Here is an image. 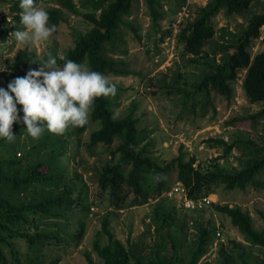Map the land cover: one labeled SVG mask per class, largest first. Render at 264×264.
Returning a JSON list of instances; mask_svg holds the SVG:
<instances>
[{
  "label": "rangeland",
  "instance_id": "obj_1",
  "mask_svg": "<svg viewBox=\"0 0 264 264\" xmlns=\"http://www.w3.org/2000/svg\"><path fill=\"white\" fill-rule=\"evenodd\" d=\"M157 1L161 14L158 28L152 26L143 0H133L131 13L124 20L134 30L127 25L120 26L118 30L120 45L114 57L126 60L131 73L125 76L105 75L117 87L116 95L109 97L115 117L131 114L137 120L139 136L143 137L140 146L145 144L149 155L160 164L182 151L184 160L193 156V166H199L202 171L214 167L223 171L238 170L255 156L248 141L264 145V114L254 122L232 125L228 120L259 111L264 108V102L250 103L247 100L242 86L244 70L239 71L237 79L231 83L233 90L229 101L213 90L209 97L204 92L194 93V86L206 68L190 61L191 55L184 52L177 34L184 22L191 20L196 9L208 0ZM56 2L40 0L38 4L60 12L62 20L57 32L48 41L22 45L10 36L16 29L23 30V25L12 18L11 11V6L14 3L19 5L20 0H0V87L7 90L9 82L24 76L9 69L17 49H29L34 53V59L39 61L46 60L49 53L54 57L64 56L73 46L76 33H84L90 28L91 24L82 17L87 9L79 8V12L73 14ZM74 2L78 6L80 0ZM261 12H264V0L252 2L242 15L226 16L220 11L212 18L215 34L204 50L232 43L233 34H239L246 27L248 18ZM229 50L233 49L230 47ZM249 50L251 55L264 50V25ZM221 56L222 52L217 51L210 58L215 57L219 62ZM174 82L188 92L186 101L182 94L166 92ZM207 98L210 104L203 107ZM17 108L21 117L19 128L14 132V142L5 140L0 145V172L22 178L42 160L44 165L40 169L45 170L50 164L53 174L60 175L59 183L30 182L26 189L18 194L15 192L16 200L35 203L45 196L65 193L71 203L64 202L54 207L50 214L37 215L32 226L35 230L44 231L46 238L38 243L36 249L29 247L24 239L15 238L16 253H10L9 248L3 245L7 261L0 260V264H87L86 254L100 264L92 244L95 239L101 245L107 244L105 235H97L104 218L108 219L113 236L124 246L144 259H154L160 240V232L151 219L156 205L176 212L177 223L182 230L178 234L172 227L170 231L176 236L177 253L184 259L195 246L202 226L210 228L211 235L197 264H226L221 248L230 254L229 264H242V249L250 263L264 258V247L246 242L228 217L212 204L241 207L251 215L253 227L261 229L264 227V170L255 178V182H262L260 186L251 183L244 190H229L213 182L193 197L194 205L189 207L185 205L183 192L177 188L182 184L177 180V168L174 167L162 193L146 192L143 199L134 202L133 193L123 184L117 193L119 197L124 196L120 200L98 185L99 174L118 156L113 154L117 140L110 145L89 144V134L99 127L98 122L89 120L86 130L79 134L75 127H69L63 135H55L45 129L38 139H33L22 121V105L18 104ZM209 139H223L227 143L236 142V145L224 156L223 146ZM32 216L29 214V218ZM165 232L166 229L162 230L161 235L164 236ZM232 241L240 242L242 249ZM170 251L167 246L163 253L169 255Z\"/></svg>",
  "mask_w": 264,
  "mask_h": 264
},
{
  "label": "trees",
  "instance_id": "obj_2",
  "mask_svg": "<svg viewBox=\"0 0 264 264\" xmlns=\"http://www.w3.org/2000/svg\"><path fill=\"white\" fill-rule=\"evenodd\" d=\"M39 1L36 0V3L38 4ZM56 1L60 7L73 14H77L79 8L87 9L82 17L91 24L86 32L76 33L73 46L64 55L66 59L85 64L91 70L99 71L104 75L125 76L131 73L128 62L123 58H115L114 55L120 45L118 34L120 26L127 25L130 30H134L132 25L127 24L124 20L131 13L133 0H80L78 6L74 0ZM254 1L208 0L203 6L196 9L191 20L184 22L180 27L177 38L178 42L182 44L184 52L191 55V62L200 63L206 68L194 86V93L204 92L209 97L213 90L229 101L233 90L231 83L237 79L239 71L244 70L242 86L247 100L250 103L264 102V50L254 55H251L249 50L253 42L259 37L260 28L264 25V12L249 17L246 27L239 34H233L235 38L232 43L221 44L207 51L204 50V46L215 34L212 18L217 13L223 11L226 16L242 15ZM143 2L148 10L152 26L158 28V21L161 17L157 9L158 1L143 0ZM45 9L49 13V25H56V33L62 16L54 8ZM11 11L14 21L20 24L19 5L14 3L11 6ZM230 47L233 49L232 51L229 50ZM217 51L222 52L219 62L215 60V57L210 58V55L214 56ZM56 58L57 63L63 65L64 61L60 60L59 56ZM198 58L204 60L200 61ZM40 63L41 61L34 59L32 51L27 48H19L15 52L9 69L14 74L25 75L29 69H37ZM178 75L180 78V74ZM173 85L166 92L175 91L182 94L184 101H186L188 92L176 82ZM205 103H203V107L209 105L210 100L207 98ZM263 114L264 108L245 116L232 117L228 123L234 125L244 121L254 122ZM89 120L99 123V127L93 129L89 134L88 142L90 145L98 143L110 145L114 140H117L113 154H118V156L114 163L105 166L98 176L99 187L102 190H108L114 198L124 199V196L119 197L117 195L123 184L133 193L134 202L143 199L146 192L162 193L167 188V177L174 167L177 168V180L181 182L188 197L192 198L213 182L220 183L229 190H244L251 183H257L258 186L262 184L261 181L255 182V178L264 170V145L258 146L253 141H248L255 156L251 157L245 166L238 170L223 171L214 167L202 171L199 166H193L195 162L193 156L184 160L185 153L182 151L175 158L163 164L158 163L149 155L145 144L140 146L143 137L139 136L137 120L131 114L116 118L109 97H101L95 100ZM87 126L88 124L83 127H75V131L78 134L82 133ZM18 128V122H14L13 134ZM5 140V138H0V145ZM209 141L221 144L224 156L236 145V142L227 143L223 139H209ZM43 165L42 160L38 161L36 168L22 178L10 177L0 172V260L4 263L7 261V256L3 251V245L9 248L10 253H16L14 239L22 238L29 247L36 249L38 243L47 236L44 231L33 228L32 223L36 216L50 214L54 207L62 205L64 202L69 204L71 201L66 198L68 195L65 193L57 196H45L35 203L16 200V193L26 189L30 182L40 181L56 185L59 183L60 175L53 174L50 164L48 167L46 166L45 170H41ZM157 174H162L163 178L155 179ZM212 204L217 211L228 217L230 224L238 230L246 242L264 247V227L255 229L249 213L239 206ZM29 214L33 215L32 218H29ZM151 219L155 229L160 232V240L157 243V250L154 251V259H144L141 255H135L130 248L124 246L113 236L108 227V219H102L101 229L97 235H105L107 244L101 245L98 239H95L92 244L93 250L101 261L100 264H197L199 258L205 253L211 235L210 228L202 226L199 229V238L190 250L188 258L184 259L183 256L178 255L176 236L170 231L172 227L178 234L182 230L177 223L176 212L156 205ZM164 229L166 232L163 236L161 231ZM166 237L168 241H166ZM232 243L240 250L242 249L240 242L232 241ZM167 246L171 250L169 255L163 253ZM220 253L224 262L229 264L230 254L224 248L220 249ZM240 258L242 264H264V258H258L255 262L250 263L243 249L240 252ZM85 260L87 264H96L88 254L85 255Z\"/></svg>",
  "mask_w": 264,
  "mask_h": 264
},
{
  "label": "clouds",
  "instance_id": "obj_3",
  "mask_svg": "<svg viewBox=\"0 0 264 264\" xmlns=\"http://www.w3.org/2000/svg\"><path fill=\"white\" fill-rule=\"evenodd\" d=\"M20 24L23 30H15L10 36L22 45L48 41L56 31L49 25V13L36 0H20ZM12 24V21H9ZM48 54L37 69H29L22 77H16L0 87V138L15 141L12 132L14 122L21 120L17 105H22V121L27 133L38 139L45 129L55 135H63L69 127L88 124L97 98L116 95L117 87L107 76L93 71L89 66ZM157 174L155 179H162Z\"/></svg>",
  "mask_w": 264,
  "mask_h": 264
},
{
  "label": "built area",
  "instance_id": "obj_4",
  "mask_svg": "<svg viewBox=\"0 0 264 264\" xmlns=\"http://www.w3.org/2000/svg\"><path fill=\"white\" fill-rule=\"evenodd\" d=\"M178 189H180L182 192H183V195H184V201H185V205L186 206H191V205H194V202H193V198L192 197H188L184 187L181 185V187H177ZM207 201V200H206ZM217 237L219 236V233L217 232Z\"/></svg>",
  "mask_w": 264,
  "mask_h": 264
}]
</instances>
